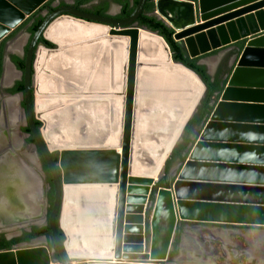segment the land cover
I'll use <instances>...</instances> for the list:
<instances>
[{
    "label": "water",
    "instance_id": "water-1",
    "mask_svg": "<svg viewBox=\"0 0 264 264\" xmlns=\"http://www.w3.org/2000/svg\"><path fill=\"white\" fill-rule=\"evenodd\" d=\"M52 1L61 2L0 0V49L29 18H43L23 70L5 55L24 81V93L6 96L24 97L20 108L34 136L31 147L51 175L55 243L49 249L35 238L0 250V264H185L192 258H185L184 241L179 257L169 262L181 221L264 227V0H156L152 15L161 24L144 15L147 0H138L125 18L67 1L55 8ZM59 25L60 36L52 37L50 30ZM148 25L170 35L191 58L215 51L226 58L211 114L183 153L186 159L173 166V182L162 186L166 162L207 86L173 60L165 37ZM42 37L53 47L39 43ZM147 39L165 56H146ZM174 87L182 95L193 92L188 110L179 117L159 175L138 173L133 161L140 117L144 113L156 133L153 112ZM0 152L1 165L12 153Z\"/></svg>",
    "mask_w": 264,
    "mask_h": 264
},
{
    "label": "bare ground",
    "instance_id": "bare-ground-1",
    "mask_svg": "<svg viewBox=\"0 0 264 264\" xmlns=\"http://www.w3.org/2000/svg\"><path fill=\"white\" fill-rule=\"evenodd\" d=\"M61 28H63L62 25H59L56 29L54 27H52V29L50 30V35L52 37L53 36L54 37L60 36L59 35L60 30L59 29H61ZM94 31L95 32L93 34L101 32L100 29H97ZM17 47H18V43H16L14 46H12L11 49L15 50V48H17ZM143 50H144V52H146V56H155V57H164L165 56L162 46H161V48L158 47L157 45L155 46V44H153V42L151 40H148V39L145 40V42L143 43ZM13 72H14L13 66L9 62H7L6 73H5L6 77H5V83L4 84H8L11 81V78L13 77V75H12ZM173 74L174 73H172V75H169L170 81L173 78ZM174 88L176 91L171 90V91H168L167 93L166 92L163 93L162 98H160V101L157 103L158 108L153 112V118H151V120H153L156 123V125H154L156 129L153 128V130L156 133H153V134L151 133L150 128H148L151 125L147 124L148 119L143 116L144 113H142V115L140 117L141 122L139 125V131H138L139 137H138V143L135 147V154H134V161H133L134 169L138 173L146 174V175H155V176L159 175L161 168H162V165H161L162 157L164 155V152L167 149L168 142L172 139L173 134L177 128L179 117L182 114V112H185V110H188L187 104L191 100V96H192L193 92L190 93L189 96H186V95H182L181 94L182 92L181 91L179 92V90L176 87H174ZM1 110H0V112H1V114H0V126L2 125V122H3L4 127L8 128V130H9V133L7 134V136L2 139L1 145L19 148V146L22 144L23 136L19 132H17V133L10 132L11 131L10 129H12V126L14 124L16 125L18 122L22 121V116L20 115L19 97L18 96L6 97L4 99ZM120 126H121V123H119V124L117 123L116 129L121 130ZM105 127L103 126V129L101 130V132L104 131L102 133L105 134V135L102 134L103 138H107L109 135V132H107L108 130H106L107 127L106 128ZM87 129L89 131L88 127H87ZM147 129H148V134L144 135L145 132L147 131ZM83 132H84L83 133L84 136H87L86 135L87 130L85 131V128H84ZM144 136H145V138H144ZM153 137H154V139H153ZM117 149L119 152L121 151L120 147H118ZM23 157L25 159H27V161H28L27 162V164H28L27 169H28V173L31 174L30 178L29 179L27 178L26 187H23L24 190L25 189L28 190V192L25 193V196L27 198L32 197V199H34L36 196H39V194H38V192H39L40 198H41V203H42L41 204L42 205L41 211H43V207H45V187L43 184V178L39 174L38 168H36V162H37L36 155H35L34 151L32 150V148H28V150L24 153ZM8 160L9 159L7 158L5 163L8 164L10 162V164H8L9 171L11 169L17 168L16 165L12 164L11 158L9 161ZM8 166H7V168H8ZM1 174L3 176L8 175V177L10 178V181H11L10 190L12 191V186H14V182H15V186H17L18 179L17 178L12 179L13 175H9L10 172H8V171L3 172V170H1L0 175ZM11 174H13V173H11ZM22 180H24V174H23ZM22 180L19 181L21 183V186L23 183H25ZM18 188H19V186H18ZM13 191H14V189H13ZM40 198L38 197V199H40ZM41 211L39 213H37L36 215H31V219H27V220H29L31 222L38 220L40 217V214L42 213ZM23 220L19 219V220H17L19 222H12V225L10 227H5V228H15L19 225H22L21 222ZM3 223L4 222L0 221V228H3ZM165 225H166V230H167L168 222L165 223ZM184 246L186 248L185 243H184ZM161 247L162 246H160V248ZM194 248H197V246H194ZM205 248H207L206 245L204 246L203 251L205 250ZM191 251L198 254V251H196V250L191 249ZM210 251L212 252L211 248H210ZM199 255L205 261H208L210 259V258H203L204 257L203 254L202 255L199 254ZM185 258H189V257L185 254ZM250 261H251V263H247V264H255L253 259L250 258ZM203 262H201V263H203ZM52 264H56V263H52Z\"/></svg>",
    "mask_w": 264,
    "mask_h": 264
},
{
    "label": "flooded vegetation",
    "instance_id": "flooded-vegetation-1",
    "mask_svg": "<svg viewBox=\"0 0 264 264\" xmlns=\"http://www.w3.org/2000/svg\"><path fill=\"white\" fill-rule=\"evenodd\" d=\"M65 1H67V3H71L73 6L79 8L81 10L89 11V12H94L93 10H95L102 3L109 2V9L106 12V15L114 16V17H117L118 14L121 12V9H122L119 4L115 3V0H92V1H90L88 3H81L80 0H61V2L59 4H57L54 1H52L51 3L54 2V4L56 5L54 7L55 8H58V7L64 6L66 4ZM113 4L114 5L117 4V6L119 8V10H118L117 13H112L111 12V9H112ZM29 20L30 21H29V23L26 26L20 28L18 30V32L12 38L5 40V42H3V44H2V46H4V54H3V57H2V61H1V64H2V73H1V76H0V107H2L1 106V102H2V105H3L4 99L6 97H8V96H6V94L15 95V94L24 93V89H23V91H20V92H17V93H11L10 92V90L13 89L16 86L17 82L23 81V76L20 73H18L15 70L14 67H13L14 68V72L12 74L13 75V77H12L13 79L11 78V81L8 84H4L5 83V77H6L5 76V73H6V65H7V62L5 60V55H8L10 57V59H11V56H17L21 60H24V65H25V53L27 51V48H28L29 42L31 40V37L34 35V33L37 30L36 29L35 32L31 33V32H29V27L32 24H34L36 21H40L39 22V25H38V27H39L40 24L43 21V18L40 17V16H37L35 18H29ZM45 41L46 40L42 37V38H40L39 43H43L47 47H50V46H48L45 43ZM9 42H10V45H9ZM7 43H8V46H7ZM16 43H18V47L15 48V50H12L11 47L14 46ZM6 47H7V49H6ZM216 53H217V51H215V54ZM211 56L212 55H206V56H204L202 58H208V57H211ZM201 59L199 60V63L200 64H202L201 63ZM11 61H12V59H11ZM225 67H226V58H222V60L218 64L216 70L214 71V75H211V74L210 75L213 77V79H215L216 77H219V75L221 74V71L223 69H225ZM16 69L19 70L17 67H16ZM2 85H3V87H2ZM23 88H24V81H23ZM21 104H22V107L24 108L25 107V99H24V97H22V99H21ZM0 114H1V112H0ZM20 115L22 116V121L18 122L16 125L14 124L12 126V129H10L11 130L10 132H14L15 133L16 130H17V127L20 128L19 131L22 132V136H23L22 144H21L20 148L21 149H23V148H27L28 149L29 146H31L32 144L35 143V140H34L33 134L30 131V126H29L27 114H26V112H24V115H23V112H22L21 108H20ZM23 117H24L25 121H23L24 120ZM35 123H36L37 128H40L41 127V123L38 120H35ZM2 125H3V122H2ZM2 125L0 126L1 127V129H0V149L3 150L5 153L8 154L9 152L12 151V148L13 149H15V148L14 147H10V146L1 145V141L3 139V136L4 135L7 136V134L9 133V130L7 131V128L6 127H5V129H2V127H4ZM23 128H28L29 129V132L28 133L27 132H24L23 131ZM198 128L196 129V131L198 130ZM30 138L33 139V143L32 142H28V139H30ZM16 150H18V149H16ZM54 155L55 156H58V153L57 152H53L51 154L52 157ZM1 156H2V153L0 152V157ZM4 158H5V162H6V159L8 158V155H6ZM5 162H3V166L6 164ZM177 162L178 161H176V163ZM173 166H174V164L169 169L168 173L166 174V177L163 179V183H168L170 180H172V176H173L172 175V169H173ZM0 173H1V170H0ZM48 173H49V171H48ZM9 175H13L12 179L17 177V176H15V173L9 174ZM47 176L48 177L49 176L51 177L50 173L48 175L46 174V179H47ZM10 182L11 181H9L8 184H10ZM48 184H49V190L47 191V194H46L47 208H44L43 215H41L39 217V219L38 220H35L34 222L22 224V225H19V226L15 227L14 229H16V228L19 227V230H17L16 234H11L10 235V234H8L4 230L5 227L4 228H1V230H0V240H1L2 236L5 239H7V240H12L14 238L23 236V234H25V233L33 232L35 228H39L40 231H41L40 232V235H38L35 238H38L40 240V244L46 245L49 249H54L55 248V243H54V240H53V234H52V231H51V229L49 227V215H50V213L52 211V204H53V200H54V189H53L52 182L51 183L48 182ZM52 192H53V197H52ZM57 219H58V217H57ZM178 226H179V224H178ZM199 226H201V227L198 228ZM212 226L226 227V228H230V229H237V227H242V228H245V227H257V226L235 225V224H215V223H195V222L187 223L183 227V231H182V235H181V242H180V245H179V251L176 254L173 255L172 254V251L174 249H172L171 254H170V257H169V262H174L175 259L179 257V255L181 253V244L183 243V241H184V243L186 245V248H187L186 251H185V254L189 258H192L191 253H195V252H192L191 251V249H192V250L198 251V254L195 253L198 256H200L199 254H201V255L203 254L204 255L203 258L215 257V259H218L219 256L215 252V249L213 247V242H214V240H221V239H220L219 236L215 235L212 232V230L209 229V227H212ZM257 228H264V227H257ZM177 229H178V227H177ZM194 229H197V230H195V232H193L194 235H196V237L198 238V240H196V244H198V243L200 244V246L197 247V248H194V244H192L193 245L192 248L189 245L187 246L188 243L184 240V239H186L185 236L188 238L189 235H191V234H189L190 231L191 230H194ZM230 233L233 234V235L235 234L234 232H230ZM261 234H263V233H261ZM257 235L254 234V235H251V236H257ZM58 236H59V239L61 241H63L64 236H63V233L61 232L60 229H58ZM35 238H32V239H35ZM32 239H30V240H32ZM253 239H254L253 237L250 238V241H251L252 244H253V242H252ZM30 240L15 243L13 245V247L15 245L19 244V243L29 242ZM207 240H210V241H207ZM237 243L238 244H241L243 246V248H244V245L241 242H238L237 241L234 244H236V246H238ZM205 245L207 246V248H205V250L203 251ZM262 245L264 246V244H262ZM210 248H211L212 252L210 251ZM251 250L255 252V248L254 249L252 248V249H250L248 251H251ZM223 251H225V249H223ZM55 253H56V256L59 257L58 254H57V252H55ZM250 258L252 259V256H250ZM253 259L255 261L258 260V259L254 258V257H253Z\"/></svg>",
    "mask_w": 264,
    "mask_h": 264
},
{
    "label": "rangeland",
    "instance_id": "rangeland-1",
    "mask_svg": "<svg viewBox=\"0 0 264 264\" xmlns=\"http://www.w3.org/2000/svg\"><path fill=\"white\" fill-rule=\"evenodd\" d=\"M118 10H119V8H118L117 4L116 5L113 4L111 12L117 13ZM213 63H214L213 61H210L208 63L209 67L207 69L209 71H215L217 66H218V64H213ZM19 104H20V107H22L21 97H19ZM2 126H4V125H2ZM42 126H43V124H41V127ZM2 129H5V127H2ZM19 129L20 128H18V130ZM7 131H8V128H7ZM16 132H17V130H16ZM4 136H3V138L6 137V136L5 137ZM20 146H19V148H20ZM19 148H15V149L12 148V151L10 152L12 154L8 155L9 156L8 159L10 160V158H11L12 164L16 165L17 168L11 169L9 171L8 164H10V163H8V164L6 163V165L4 167L0 166V168H1L0 170H3V172L8 171V172H10V174L15 173V176H17L16 178H18V176H20V175H23L22 173H24L25 174L24 180H22V178H21V180L26 183L27 182V174H26L27 172H26V168L24 167V162H22L23 161L22 159L24 158L23 157L24 153L28 149L27 148H23V149L20 148L19 149ZM28 148H32V150L34 151V153L36 155V160H37L36 168H38V170L40 171L39 174L41 173V175L43 177V182H44V187H45V195H46L47 191L49 190V184H48L47 179H46V173H45L44 169L42 168L43 166L41 165V160L39 159V156H37L34 148L31 146H29ZM16 149H18V150H16ZM175 164H176V162H174V165ZM7 166H8V168H7ZM20 170L22 173H20ZM2 174L0 175V194L2 195L3 198H5V201H4V203L0 202V221L4 222L5 224H11L12 222H19V221H17L19 219H21V220L31 219V214H29L30 210H31V208H29L30 203H28L26 196L22 195V193L25 192V190L23 189V187H25V184L23 183L21 186V183L18 181L17 186H15V182H14V186H12V191H11L10 190L11 182H10V184H8L10 181V178L8 177V175H6L4 177ZM166 174L167 173L165 170L164 178L166 177ZM173 180H174V176H172V180H170V181L173 182ZM18 186H19V188H18ZM13 189H14V191H13ZM44 208H47V202L45 203V207H43V211H41L42 215L44 212ZM41 214H40V216H41ZM21 217H26V218H21ZM209 229L212 230V232L215 235L219 236L221 239V240H214V242H213V247L215 249L216 254L219 256V258L215 259V257H210V259L208 260L209 262H208V261L203 260L200 256L196 255L195 253H191L192 260L185 261L187 264H247V263H251L250 256H252V259H253V257L258 259L257 261H255L253 259L255 264H264V246L262 245V244H264V228L237 227V229H230V228H226V227L212 226V227H209ZM0 230H1V228H0ZM4 230L8 234L11 235V234H16L17 230H19V227L16 229L5 228ZM194 230H196V229H194ZM230 232H234L235 234L233 235ZM261 233H263V234H261ZM254 234H256V235L258 234V235L257 236H251ZM252 237L254 238L252 241L253 244L250 241V238H252ZM185 238L186 239H184V240L188 243L187 246L189 245L191 248L193 247L192 244H194V246H197V247L200 246L199 243L196 244V240H198V238L196 237V235H194L193 232L191 235H189L188 238L186 236H185ZM207 241H210V240H207ZM237 241L241 242L244 245V248L241 244H238V243H237L238 246H236V244H234V243ZM252 248L253 249L255 248V252L252 250L248 251ZM223 249H225V251H223ZM201 262H203V263H201ZM170 263H174V262H170ZM73 264H80V263L75 261Z\"/></svg>",
    "mask_w": 264,
    "mask_h": 264
},
{
    "label": "trees",
    "instance_id": "trees-1",
    "mask_svg": "<svg viewBox=\"0 0 264 264\" xmlns=\"http://www.w3.org/2000/svg\"><path fill=\"white\" fill-rule=\"evenodd\" d=\"M90 1H92V0H80L81 3H88ZM155 1L156 0H147L146 4L144 6V15L150 21L156 22L157 24H161V21L157 20L156 16L151 15L152 12L154 11V8H155ZM137 2H138V0H115V3L119 4L122 8L121 12L118 14L117 18H125V17L129 16L134 11L135 6L137 5ZM108 9H109V2H104L93 11L96 14L106 15V12L108 11ZM29 21L30 20L28 19L25 23H23L7 39L12 38L18 32V30L20 28L26 26L29 23ZM39 22L40 21H36L34 24H32L29 27V32H31V33L35 32V30L37 29V27L39 25ZM140 24L144 25L143 22H140ZM148 27H149V29H151L153 31H158L161 35H163L165 37L168 44L170 45L171 52L173 55V60L176 62H182L185 66L194 70L197 74H199V76L201 77V79L203 80V82L207 86L206 94H205L204 98L202 99L200 105L198 106L196 113L194 114V116L190 119V121L186 125L181 141L174 148L170 158L166 162L165 170H166V173H168L169 169L172 167L174 162H176L178 160L184 161L186 159V157L183 156V153L187 150L188 146L194 141L193 135H194V133L196 134V132H197L196 129L198 127H200L203 122L208 120V118L211 114V111L213 109L212 102L214 100H217L216 93L221 89V87H220L219 77H216L215 79H213V77L209 74L207 67L205 65L199 63V60L203 56L197 57V58H191L185 49L180 48L179 45L174 43V41L172 40V37L170 35L161 31L157 26L148 25ZM170 32H172V31H170ZM45 43L48 46L53 47L52 43H50L48 41H45ZM3 54H4V46H2L0 49V76L2 73L1 61H2ZM11 59L19 70L24 69V60H21L17 56H11ZM23 89H24L23 88V81H21V82H17L16 86L13 89H11L10 92L11 93H17V92L23 91ZM23 131L28 133L29 129L23 128ZM28 142L33 143V139H31V138L28 139ZM52 158H53V161L55 163L58 162V156L54 155ZM43 168H44L45 173L48 175L49 173H48V169H47V166L45 165V163H43ZM47 181L49 183H51L52 178L50 176L49 177L47 176ZM165 184L166 183L162 182L161 186L165 185ZM52 197H53V192H52ZM187 223H192V222H186V221L179 222V226L177 229L175 240L173 242V249H174L172 251L173 255L179 251V245L181 242V235H182L183 227ZM40 232L41 231L39 228H35L33 232L25 233V234H23V236L14 238L12 240H7L2 236V238L0 240V250L11 249V248H13V245L15 243L22 242V241H28L32 238H35L38 235H40Z\"/></svg>",
    "mask_w": 264,
    "mask_h": 264
},
{
    "label": "crops",
    "instance_id": "crops-1",
    "mask_svg": "<svg viewBox=\"0 0 264 264\" xmlns=\"http://www.w3.org/2000/svg\"><path fill=\"white\" fill-rule=\"evenodd\" d=\"M239 10V9H238ZM209 55H212L211 57H208V58H205V60H204V63H203V65H205L207 68L209 67L208 66V63L210 62V61H213L214 63L213 64H219V62L222 60L221 59V57H219V56H217V55H215V52L214 53H211V54H209ZM215 66V65H214ZM213 66V67H214ZM224 74H225V72H224V70L223 71H221V74L219 75V80L221 81V80H223V77H224ZM195 134V133H194ZM23 161L22 162H24V167L27 169L28 168V164H27V159H25V158H23L22 159ZM4 162H5V158H4ZM26 162V163H25ZM10 163V162H9ZM6 165V164H5ZM0 166H2L3 167V162H2V165H0ZM1 169V168H0ZM26 174H27V178L29 179L30 178V176H31V174L30 173H28V169L26 170ZM38 172H40L39 170H38ZM20 173H22L21 172V170H20ZM22 174H24V173H22ZM40 175H41V173H40ZM21 176V177H20ZM20 176H18V181H21V178L23 179V175H20ZM24 176H25V174H24ZM42 176V175H41ZM43 178V177H42ZM25 184V187H26V184H27V182L26 183H24ZM43 184H44V182H43ZM26 191L25 192H23L22 194L25 196V193H27L28 192V190L27 189H25ZM38 194H39V196H36L34 199H32V197H29V198H27L26 197V199H27V201H28V203H30V206H29V208H31V210H30V213L29 214H31V215H36L37 213H39L41 210H42V203H41V198H40V193L38 192ZM38 197L40 198V199H38ZM4 201H5V198H3L2 197V195L0 194V202L1 203H4ZM45 203H46V198H45ZM29 217V216H28ZM21 218H26V217H21ZM25 221V222H24ZM24 221H22L21 223L22 224H26V223H30L31 221H29V220H24ZM197 230V229H196ZM192 232H195V230H191L190 231V233L189 234H192ZM257 261V260H256Z\"/></svg>",
    "mask_w": 264,
    "mask_h": 264
}]
</instances>
